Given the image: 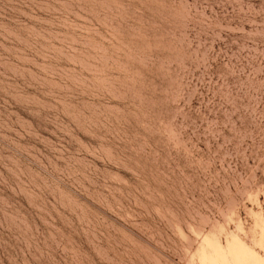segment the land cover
<instances>
[{
    "label": "rangeland",
    "instance_id": "374dc122",
    "mask_svg": "<svg viewBox=\"0 0 264 264\" xmlns=\"http://www.w3.org/2000/svg\"><path fill=\"white\" fill-rule=\"evenodd\" d=\"M0 264H264V0H0Z\"/></svg>",
    "mask_w": 264,
    "mask_h": 264
},
{
    "label": "bare ground",
    "instance_id": "6f19581e",
    "mask_svg": "<svg viewBox=\"0 0 264 264\" xmlns=\"http://www.w3.org/2000/svg\"><path fill=\"white\" fill-rule=\"evenodd\" d=\"M212 245V244H211ZM208 247V249L207 250H211V251H213L214 250V248L212 247V246H207Z\"/></svg>",
    "mask_w": 264,
    "mask_h": 264
}]
</instances>
